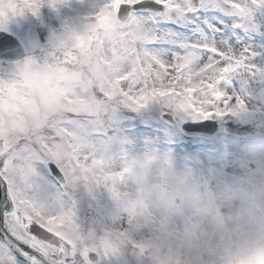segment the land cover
I'll use <instances>...</instances> for the list:
<instances>
[{
  "label": "snow or ice",
  "instance_id": "1",
  "mask_svg": "<svg viewBox=\"0 0 264 264\" xmlns=\"http://www.w3.org/2000/svg\"><path fill=\"white\" fill-rule=\"evenodd\" d=\"M72 3L87 10L59 16ZM45 7L61 31L0 65V264H131L124 115L247 113L264 95V0H0V30Z\"/></svg>",
  "mask_w": 264,
  "mask_h": 264
},
{
  "label": "clouds",
  "instance_id": "2",
  "mask_svg": "<svg viewBox=\"0 0 264 264\" xmlns=\"http://www.w3.org/2000/svg\"><path fill=\"white\" fill-rule=\"evenodd\" d=\"M121 199L137 245L131 264H264V131L228 174L140 160Z\"/></svg>",
  "mask_w": 264,
  "mask_h": 264
},
{
  "label": "rangeland",
  "instance_id": "3",
  "mask_svg": "<svg viewBox=\"0 0 264 264\" xmlns=\"http://www.w3.org/2000/svg\"><path fill=\"white\" fill-rule=\"evenodd\" d=\"M86 10L87 6L72 3L70 7H61L58 12L59 16L75 19ZM60 31L61 20L57 12L45 7L39 18L30 15L19 18L4 32L17 37L28 55L31 51L45 48L52 34L54 32L58 34ZM247 103V113L209 118L219 123L220 131L214 140L208 143L184 140L179 129L165 126L161 123L160 116L167 112L179 123L206 119L194 120L165 108L160 103L150 104L138 114L124 115V136L128 141L124 145V150L138 158V161L149 157H163L172 160L177 166H187L205 172L231 173L237 167L239 150L248 139L240 140L227 136L223 131V124L231 121L264 131L263 118L260 114L264 110V95L256 93L248 98ZM127 259L131 261V256L129 255Z\"/></svg>",
  "mask_w": 264,
  "mask_h": 264
},
{
  "label": "water",
  "instance_id": "4",
  "mask_svg": "<svg viewBox=\"0 0 264 264\" xmlns=\"http://www.w3.org/2000/svg\"><path fill=\"white\" fill-rule=\"evenodd\" d=\"M0 37L5 38L6 42L11 46V55H0V60H4V61L20 60L23 57V52L17 41L13 37L3 32H0ZM162 121L170 126L177 125L168 115H163ZM225 128L227 131L232 132L238 136L247 134V133H242L243 131L240 132V130H236V128L231 126L230 124H227ZM215 130H216V124L210 121H204L201 123H186L181 126V132L186 138H198V139L210 140Z\"/></svg>",
  "mask_w": 264,
  "mask_h": 264
},
{
  "label": "flooded vegetation",
  "instance_id": "5",
  "mask_svg": "<svg viewBox=\"0 0 264 264\" xmlns=\"http://www.w3.org/2000/svg\"><path fill=\"white\" fill-rule=\"evenodd\" d=\"M263 131V130H262Z\"/></svg>",
  "mask_w": 264,
  "mask_h": 264
}]
</instances>
